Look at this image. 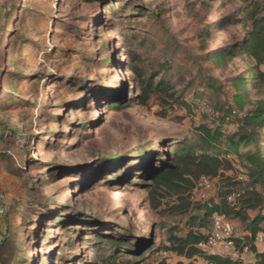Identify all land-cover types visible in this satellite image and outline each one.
I'll return each mask as SVG.
<instances>
[{"label": "rangeland", "instance_id": "obj_1", "mask_svg": "<svg viewBox=\"0 0 264 264\" xmlns=\"http://www.w3.org/2000/svg\"><path fill=\"white\" fill-rule=\"evenodd\" d=\"M240 6L0 0V264H83L98 256L93 235L126 224L152 237L144 264H192L158 249L168 230L187 229L186 217L150 207L141 182L140 163L169 151L161 144L220 152L225 176H259L264 198V135L247 123L264 108V86L253 85L264 64L242 53ZM141 76L163 78L173 98L137 105Z\"/></svg>", "mask_w": 264, "mask_h": 264}, {"label": "trees", "instance_id": "obj_2", "mask_svg": "<svg viewBox=\"0 0 264 264\" xmlns=\"http://www.w3.org/2000/svg\"><path fill=\"white\" fill-rule=\"evenodd\" d=\"M238 1L242 4L239 7L238 19L244 31L242 53L259 67L264 64V1ZM255 82L264 86V72L256 73L253 85ZM138 88L139 93L134 96V101L139 106L146 105L152 96L164 95L169 99L173 98L170 92L172 87L163 78L155 80L141 76ZM247 123L251 125L255 135H264V108L253 110L247 117ZM163 146H170L169 151L163 154L156 152L147 162L140 163L141 182L147 191L150 207L153 210L162 208L163 212L168 211L171 216L186 217L184 223L187 229L182 236L174 234L175 228L168 230L166 244L158 249L167 250L187 261L200 259L206 264H264V251L257 252L253 245L257 234L264 237V230L260 226L264 223V198L255 189L263 184L259 176H254L253 173L249 179L243 176L248 180L246 183L238 180L240 176L236 179L225 176L224 172L232 170V165L223 154L213 149L195 151L192 145L186 142H180L176 147L173 144H161L162 148ZM260 170L262 171V166ZM201 177L213 181L219 179L217 194L212 195L205 203L192 202L191 194ZM234 191L239 192V197L234 202H228V195ZM5 209V216L0 219V227L7 215V207ZM195 211L202 212V216L197 218ZM248 212H252V215ZM215 214L226 220L246 224L247 235L233 239L234 252L237 255L243 246H249L254 253L253 262L243 263L238 257L232 259L208 254L203 250L207 239L205 230ZM122 227L115 228L114 232L103 236L93 235L96 240L94 246L98 248L92 246V249L98 256L84 261L83 264H144L148 259L146 255L156 250L152 237L135 235L128 224ZM202 230L204 232H201ZM5 245V242L0 244V262ZM100 246L105 247L103 251ZM128 255L134 260L122 259Z\"/></svg>", "mask_w": 264, "mask_h": 264}, {"label": "built area", "instance_id": "obj_3", "mask_svg": "<svg viewBox=\"0 0 264 264\" xmlns=\"http://www.w3.org/2000/svg\"><path fill=\"white\" fill-rule=\"evenodd\" d=\"M198 107L200 110L207 112L209 107L206 102L198 101ZM239 181L246 183L247 180L240 176L238 178ZM214 182L210 178L201 177L195 189L191 194V201L197 203H205L212 195L211 193L214 192ZM239 197V192L234 191L230 195H228L227 200L228 202H234L235 199ZM4 196L0 192V219L5 216L6 209L4 204ZM205 234L207 236L205 245L203 250L208 253L212 254L216 249L221 248V250H234V242L233 239L236 238V232L233 228L230 227L228 222L222 216L217 214L213 215L209 226L205 230ZM264 237L262 234H257L253 239V245L255 247L256 244H263ZM254 253L250 250L249 246H243L240 250L239 254L237 255L238 258L244 263L245 257L252 256Z\"/></svg>", "mask_w": 264, "mask_h": 264}, {"label": "crops", "instance_id": "obj_4", "mask_svg": "<svg viewBox=\"0 0 264 264\" xmlns=\"http://www.w3.org/2000/svg\"><path fill=\"white\" fill-rule=\"evenodd\" d=\"M215 183V181H213ZM228 222V224L230 225L231 228H233L236 232V237H242V236H245L247 235V232L245 231H241V229L239 228V222L238 221H235V220H226ZM255 249L257 252H263L264 251V245L263 244H256L255 245ZM212 254H215V255H218V256H222V257H230V258H237L238 254L236 255L234 250H226V251H223L221 250V248H218L216 249V251H214ZM254 254L252 256H246L244 259H245V262L244 263H250V262H253L254 261ZM195 262H193L192 260L188 261L192 264H206L204 263L202 260L200 259H195L194 260Z\"/></svg>", "mask_w": 264, "mask_h": 264}]
</instances>
